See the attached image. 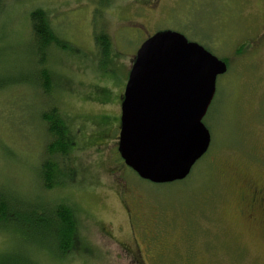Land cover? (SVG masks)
<instances>
[{
  "label": "rangeland",
  "instance_id": "1",
  "mask_svg": "<svg viewBox=\"0 0 264 264\" xmlns=\"http://www.w3.org/2000/svg\"><path fill=\"white\" fill-rule=\"evenodd\" d=\"M35 9L62 45L45 51L51 99L35 86ZM96 30L110 38L108 60ZM166 30L228 69L204 118L209 151L185 180L155 184L124 163L119 139L138 50ZM10 80L19 82L5 88ZM55 102L74 138L76 174L52 192L42 189L41 115ZM0 190L44 215L67 200L93 250L57 259L44 252L54 245L44 231L30 240L0 231V264L29 255L35 264H264V0H1Z\"/></svg>",
  "mask_w": 264,
  "mask_h": 264
},
{
  "label": "water",
  "instance_id": "2",
  "mask_svg": "<svg viewBox=\"0 0 264 264\" xmlns=\"http://www.w3.org/2000/svg\"><path fill=\"white\" fill-rule=\"evenodd\" d=\"M227 63L177 31H160L139 48L125 87L119 151L155 184L188 178L209 151L204 118Z\"/></svg>",
  "mask_w": 264,
  "mask_h": 264
},
{
  "label": "trees",
  "instance_id": "3",
  "mask_svg": "<svg viewBox=\"0 0 264 264\" xmlns=\"http://www.w3.org/2000/svg\"><path fill=\"white\" fill-rule=\"evenodd\" d=\"M1 1V0H0ZM32 34L40 51L41 75L39 82L35 83L39 91L51 99L54 90V75L45 66L47 55L46 49L62 46L59 36L52 29L49 17L45 10L35 9L31 13ZM95 40L98 46V56L108 60L111 55V41L105 31L96 30ZM47 50V51H48ZM19 81H7L4 87L17 85ZM45 126L46 141L44 144L43 157L41 160L42 189L55 191L71 183L76 174V169L71 157L74 138L62 116L56 102L45 110L41 115ZM123 159V158H122ZM130 168V167H129ZM53 201V200H52ZM56 200L50 215L40 214L32 204H26L17 196L0 190V231L19 235L21 238L30 240L35 238L36 230L47 233L54 245L44 251L52 257L63 259L74 252L91 253L92 247L87 244L80 235L79 218L74 207L67 201ZM33 212V214L30 213ZM50 233H49V232ZM35 245L34 243H32ZM52 244V242H51ZM37 250V245L34 247ZM40 252V251H38ZM24 259H15L14 264H35L31 255Z\"/></svg>",
  "mask_w": 264,
  "mask_h": 264
},
{
  "label": "flooded vegetation",
  "instance_id": "4",
  "mask_svg": "<svg viewBox=\"0 0 264 264\" xmlns=\"http://www.w3.org/2000/svg\"><path fill=\"white\" fill-rule=\"evenodd\" d=\"M228 66V65H227Z\"/></svg>",
  "mask_w": 264,
  "mask_h": 264
}]
</instances>
